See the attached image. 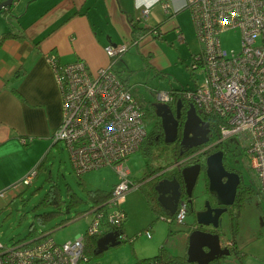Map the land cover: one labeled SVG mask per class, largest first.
Here are the masks:
<instances>
[{
    "label": "built area",
    "instance_id": "2783aa9c",
    "mask_svg": "<svg viewBox=\"0 0 264 264\" xmlns=\"http://www.w3.org/2000/svg\"><path fill=\"white\" fill-rule=\"evenodd\" d=\"M160 3L169 10L167 0ZM150 5L138 4L141 21L148 18ZM186 7L200 45L190 68L193 72L200 68L203 78L194 87L183 88L180 98L200 109L203 118L208 115L217 121L219 134L215 142L234 139L241 146L257 175L264 198V0H186ZM236 28L241 33L240 48L229 50L222 45L220 34ZM146 32L152 36L161 34L157 27ZM179 37H183L181 32ZM136 42L106 44L105 51L112 61L96 70H91L81 58L61 63L56 54H47L62 101L63 117L54 138L65 142L78 173L109 165L119 175L105 204L85 213L93 214L86 230L89 234L102 236L117 231L127 218L121 206L125 193L140 186V181L130 172L127 159L141 148L149 132L147 111L132 86L112 67L113 61ZM155 97L156 102L174 108L172 90L158 88ZM208 147L209 144L197 152ZM37 173V168L32 169L15 186L30 185ZM2 196L5 191L0 192ZM187 212L188 202L184 199L176 212L169 215L171 219H165L181 224ZM145 234L152 236L150 228ZM124 237L118 232L119 239ZM82 259L89 260L85 253V233L63 242L56 241L49 230L10 246L0 241V264H78Z\"/></svg>",
    "mask_w": 264,
    "mask_h": 264
},
{
    "label": "crops",
    "instance_id": "0c3cea01",
    "mask_svg": "<svg viewBox=\"0 0 264 264\" xmlns=\"http://www.w3.org/2000/svg\"><path fill=\"white\" fill-rule=\"evenodd\" d=\"M167 1L169 10L163 8L160 0H17L12 4L11 12L18 15L27 36L7 38L0 46V192L34 168L38 169L36 177L40 169L46 170L47 160L52 154L56 156V147L60 145L54 132L63 117L62 101L47 54H56L61 63L81 58L91 70H96L112 61L105 45L132 40L136 25L141 37L132 46L136 45L153 66L161 64L155 38L187 45L188 48L181 49L191 55L198 49V42L194 39L195 28L186 0ZM140 2L151 4L147 22L151 26L159 25L160 35L152 36L143 28ZM1 30L0 33L5 29ZM117 58L112 63L113 69ZM116 71L128 78L138 97L139 87L130 82L129 75ZM192 228L194 225L183 229L186 248ZM225 242H231L230 237ZM236 242L247 252L244 264H250L247 256L251 253L241 243V237H236ZM229 255L231 264H240L236 255Z\"/></svg>",
    "mask_w": 264,
    "mask_h": 264
},
{
    "label": "rangeland",
    "instance_id": "374dc122",
    "mask_svg": "<svg viewBox=\"0 0 264 264\" xmlns=\"http://www.w3.org/2000/svg\"><path fill=\"white\" fill-rule=\"evenodd\" d=\"M6 10L5 13L0 10L1 31L13 27L17 29L12 12L8 11V9ZM186 15H188V12H186ZM147 19L143 20L145 25H149ZM195 33L196 31L194 32V39L198 42L197 34ZM171 36L175 37L174 34ZM220 38L225 48L229 50L240 48L241 33L239 29L227 30L220 34ZM154 41L159 43L156 55L161 61L160 66H153L136 45L131 46L127 52L120 55L114 62L115 69L120 70L125 76L129 75L130 82L139 87L138 100L146 107V111L151 109L153 103L156 102L152 88H191L203 78V73L198 67L194 69L192 75L190 72L193 54L195 51H199V42L198 49H195L190 55L189 53L184 54L185 52L181 49L188 48L187 45H180L176 40L174 44H171L169 40L158 38H155ZM146 119L150 131L155 119L148 113L146 114ZM224 143L231 146L236 141L234 139H226ZM59 144V147H56V156L53 157L52 154L46 162L47 169H40V174L30 185L21 184L15 187L17 182L6 188L5 196L0 197V241L6 245L10 246L15 242L19 243L29 238V227L34 220V214L53 208L39 205L51 183L59 184V190L64 199H68V191H76L87 200L78 208H73L70 211L67 210L64 204L60 212L48 224L41 226L37 223L36 233L32 236L42 231L43 228H50L52 230L49 231H52L51 235L54 239L58 242H63L85 233L93 218L92 213L85 214L90 210L91 204L87 190L81 185V182L83 181L88 187H97L99 185L103 188H110L118 181L119 175L116 169L109 165L92 168L81 174L78 173L72 163L65 142L60 141ZM238 146L239 149L235 152L237 166L243 177L242 183L257 189V175L250 165L249 157L239 144ZM157 147L159 151H162V146ZM207 155L205 154V161ZM151 160V164L163 166L167 170H171L172 168H169V166L176 163L170 162L172 157L166 150L163 151L160 157ZM127 165L132 176L140 181V186L127 191L121 204L127 212V219L124 223L125 238L117 245L110 246L98 254L90 255L89 260L82 259L78 264H135L142 257L156 254L159 246L163 243L173 255H184L186 252L187 237L183 234V229H188V226L195 222V212L205 205L211 195L205 185L204 172L200 173L194 187L193 201L187 212L185 222L179 224L175 221L166 220L164 215L167 213L156 212L147 201L145 189L148 187L145 184L146 179H144V176L148 167L146 157L141 149L129 155ZM78 211H81V213L79 214ZM65 218L70 219L58 225ZM168 218L169 220L171 219L170 217ZM222 221L220 235L222 242H224L226 238L232 237L229 228V217L226 212L222 214ZM147 228L151 230V237L145 234ZM238 237H241V243H244L243 245H246L245 249L251 253L247 256L250 264H263L264 198L257 192L251 194L240 213ZM220 264H231L230 255L222 257Z\"/></svg>",
    "mask_w": 264,
    "mask_h": 264
},
{
    "label": "trees",
    "instance_id": "16d2710c",
    "mask_svg": "<svg viewBox=\"0 0 264 264\" xmlns=\"http://www.w3.org/2000/svg\"><path fill=\"white\" fill-rule=\"evenodd\" d=\"M12 6V5H11ZM11 6L7 8H2L1 11L5 13L8 9V11H11ZM14 16V19L16 21V28H10L7 30H4L3 32L0 33V46L2 42L10 37H26L27 36V31L26 28L20 23V21L17 19L18 15H15V13H12ZM10 22V20H9ZM157 27L160 28L159 25L155 26H146L144 25L143 28L147 31L149 28ZM137 29H140L136 25H134L133 31L136 32L133 36V41H139L141 34L140 32H137ZM136 42V43H137ZM135 44V43H134ZM191 75L194 73L193 70L190 68ZM125 81H128V78H125ZM184 88V87H183ZM183 88H170V90H174V95L175 99L173 103L176 105L178 102V99L181 97L180 91ZM153 92L155 93L156 88H152ZM148 115L150 114L151 117L155 119V123L152 127V129L148 132L147 136L145 137L141 150L146 157V164H147V170L145 171V176L144 179H146L145 184L147 185V189H145V194L147 196V201L150 203L151 207L153 210L156 212L162 214V212H166L164 216H166V219L169 217V212L165 210L159 203L158 201V192L156 190V184L158 183L159 180H161L164 177H173L176 176L177 179L180 181L181 184V189H182V198H186V192H185V184H184V178L182 175V168L190 163H195V162H200L202 164V171L204 172V179H205V185L206 188L208 189V177L206 175V161H205V154H210L213 152L214 149H205L203 151L197 152L201 150L205 145L207 144H202V145H197L194 147H189L186 148L180 143V139L178 138L175 142L172 143H166L164 141V132H163V127H162V121L161 118L156 114V109L154 106V103L152 105V108L147 111ZM207 120L210 122V126L212 129H214L215 133L210 137V139H216L218 134H219V129L217 126V121L213 119V117L210 116H204ZM181 131V129H180ZM179 131V132H180ZM181 135V133L179 134ZM157 146H162V151H159ZM158 149V150H156ZM166 150L168 153L171 155L172 160L170 162H180L179 164H176L171 170H166L163 171V166H155L154 164H151L150 161L151 159L158 158L162 155L163 151ZM192 156L187 160L183 161V159L189 155ZM181 161H183L181 163ZM43 163V160L40 162L39 166H41ZM224 164L227 168H229L225 161ZM162 167V168H161ZM237 169V168H236ZM238 170V169H237ZM239 171V170H238ZM240 172V171H239ZM241 173V172H240ZM242 176V174H241ZM243 179V177H242ZM243 182V181H242ZM81 185L84 186V188L87 190L88 193V198L90 200V210L93 207H100L102 206L110 197L112 188H102V187H88L83 181L81 182ZM209 191V190H208ZM259 193V188H254L251 187L250 185L243 184L240 186V188L237 191L236 195V203L234 206L230 207L228 211V217H229V228L232 234V237L230 238L231 243L229 245L231 249L230 254L236 255L238 258V261L240 264H244V258L247 255V252L243 250L242 248H239L237 246L236 242V237L239 232V217L242 209L245 207L247 200H249L250 196L252 193ZM68 199H64L61 195V192L59 190V184L57 183H51L49 189L46 191L44 196L39 202V205H44V206H51L53 207L52 209L49 210H43L41 212H36L34 214V220L30 223L29 227V235L32 236L33 234L36 233L37 226L41 225L44 226L51 221L53 217H55L58 212H60L62 206L65 204L66 208L68 211H70L73 208H78L81 206L84 202H87L86 199H84L78 192L76 191H68ZM188 202V211L191 207V203L185 199ZM37 207V206H35ZM89 210V211H90ZM78 213L80 214L81 211ZM70 218H65L61 220L59 224H63L67 222ZM127 219V218H126ZM125 219V220H126ZM196 221V220H195ZM38 223V225H37ZM124 224V223H123ZM195 223L193 222L191 225H194ZM124 225H120L117 229L119 233L124 234L125 233V228ZM210 230L217 231L221 233V226L218 228H209ZM45 230H52L50 228L45 229L43 228L42 231ZM52 232V231H51ZM99 235L95 234H89L87 231L85 232V253L90 256V255H95L97 253V243H98V238ZM125 238V237H124ZM120 240H122L120 238ZM163 243L162 245L159 246L158 252L152 256H147V257H142L139 259L135 264H191L187 261V256L186 255H173L171 252L166 248V246ZM221 256L220 258L214 259L213 261L210 262V264H220V261L222 259ZM90 259V258H89Z\"/></svg>",
    "mask_w": 264,
    "mask_h": 264
},
{
    "label": "water",
    "instance_id": "95a60500",
    "mask_svg": "<svg viewBox=\"0 0 264 264\" xmlns=\"http://www.w3.org/2000/svg\"><path fill=\"white\" fill-rule=\"evenodd\" d=\"M15 0H2L0 10L10 7ZM156 114L161 117L166 143L175 142L179 134L178 117L183 106V99L173 108L168 103L154 102ZM193 103H189L180 143L186 147L205 144L210 140V122L205 120ZM206 175L208 177V190L216 198V206L209 199L204 208L197 212L194 228L188 234L187 261L195 264H210L214 259L231 253L229 245L221 240L217 231L209 228L222 226V214L227 206L234 203L242 176L236 170H229L224 164V151L215 150L206 157ZM202 172L200 162L190 163L182 168L186 198H182L180 181L176 176L164 177L156 184L158 201L161 206L173 215L181 200L187 199L192 203L193 190ZM208 228V229H207ZM121 242L117 231H109L98 238L97 253Z\"/></svg>",
    "mask_w": 264,
    "mask_h": 264
},
{
    "label": "flooded vegetation",
    "instance_id": "af4514ba",
    "mask_svg": "<svg viewBox=\"0 0 264 264\" xmlns=\"http://www.w3.org/2000/svg\"><path fill=\"white\" fill-rule=\"evenodd\" d=\"M188 107H189L188 102L187 101H184L183 102V106L181 108L180 116L178 117V122H179L178 128H179V131L181 129V131L179 132V134L181 133V135L178 134V138L180 140H181V137H182L183 124H184V121L186 119V111H187ZM163 132H164V130H163ZM214 133H215L214 129H212L211 126H210V132H209L210 137ZM215 141H216V139H212V140L210 139L205 144H209V147L208 148L209 149H214L213 151L218 150V149H222L224 151V161H225L226 165L229 167L228 169L229 170H236V171H238L239 170V167L237 166V159H236V152H235L237 149H239L238 144L237 143H234V145L229 146V145H227V144L224 143L225 141H223V142H215ZM204 181H205V179H204ZM242 181H243V179L241 180V183H240L238 189L240 188V186L243 185ZM207 191H208V189H207ZM208 199L210 200V202L212 203V205H214V206L217 205L216 204V198L214 197V195L211 194ZM235 203H236V201H234L233 204L227 206V211H226L227 214H228V211H229L230 207L234 206ZM202 208H204V206ZM185 255L187 256V254H185ZM184 264H186V263H184ZM191 264H195V263H191Z\"/></svg>",
    "mask_w": 264,
    "mask_h": 264
},
{
    "label": "bare ground",
    "instance_id": "6f19581e",
    "mask_svg": "<svg viewBox=\"0 0 264 264\" xmlns=\"http://www.w3.org/2000/svg\"><path fill=\"white\" fill-rule=\"evenodd\" d=\"M144 26V25H143ZM132 40H133V37L131 38ZM138 43V42H137ZM172 91H174V90H172ZM142 146V145H141ZM167 167V166H166ZM162 168V167H161ZM166 171V170H165ZM105 204V203H104ZM121 225H124L123 223L121 224ZM125 227V226H124ZM124 227H122V228H124ZM123 239V238H122ZM126 240H127V238H126ZM122 241V240H121Z\"/></svg>",
    "mask_w": 264,
    "mask_h": 264
}]
</instances>
